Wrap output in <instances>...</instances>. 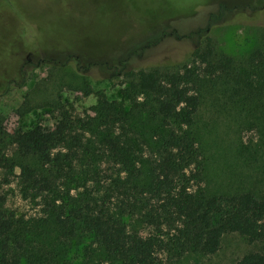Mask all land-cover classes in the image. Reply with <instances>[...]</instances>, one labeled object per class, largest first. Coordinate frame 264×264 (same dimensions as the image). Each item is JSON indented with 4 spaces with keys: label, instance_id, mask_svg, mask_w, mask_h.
<instances>
[{
    "label": "rangeland",
    "instance_id": "374dc122",
    "mask_svg": "<svg viewBox=\"0 0 264 264\" xmlns=\"http://www.w3.org/2000/svg\"><path fill=\"white\" fill-rule=\"evenodd\" d=\"M1 6L0 138L16 166L13 171L0 167V195L32 232L62 240V261L109 264L92 239L63 240L44 221L40 199L18 185L19 166L37 163L22 157L13 141L37 124L53 128L64 114L76 121L74 132L79 131L78 118L92 119L77 165L94 164L100 179L109 178L113 163L105 155L91 154L100 147L104 131V98L116 116L126 117V123H115V132L122 127L139 154L151 156L159 145L160 122L135 108L130 79L113 76L110 67L141 49L132 56L133 66L179 73L189 68L201 76L196 86L200 107L192 125L182 129L200 148L206 194L247 191L264 201V0H5ZM221 6L227 9L224 18L209 23ZM192 31L202 34L200 44L209 38L214 52L233 62L227 74L217 75L207 86H202L207 79L203 66L191 56L198 42L187 36ZM257 51L262 55L254 57ZM246 76L252 95L234 90L237 79ZM84 177L71 182L72 194L84 192ZM249 252L264 254V241L250 243L229 233L216 253H185L173 264H237Z\"/></svg>",
    "mask_w": 264,
    "mask_h": 264
},
{
    "label": "trees",
    "instance_id": "16d2710c",
    "mask_svg": "<svg viewBox=\"0 0 264 264\" xmlns=\"http://www.w3.org/2000/svg\"><path fill=\"white\" fill-rule=\"evenodd\" d=\"M4 2L0 0L1 7ZM226 10L221 6L218 13L211 14L209 23L223 19ZM187 36L198 40L191 56L200 68L203 66L207 79L202 86L231 70L232 60L218 56L209 38L200 44L201 33L192 31ZM141 52L129 54L110 67L113 76L130 79L128 91L135 108L160 122L162 132L156 139L159 145L155 153L140 155L122 127L115 132V123H126V117L116 116L113 105L102 98L104 131L98 140L100 147H94L91 154L107 156L114 174L100 179L96 165H77L85 147L84 132L93 120L78 118L79 131L74 132L76 121L64 114L53 128L37 124L19 132L13 141L22 157L37 163L19 166L22 192L40 199L44 221L63 240L92 239L109 264H173L189 252L214 254L229 233H237L250 243L264 241L263 200L247 191L208 195L201 187V151L195 138L182 129L192 125L201 104L196 89L200 74L189 68L179 73L133 66L132 56ZM260 55L257 51L254 57ZM251 86L246 76L237 79L234 90L244 89L252 95L255 91ZM139 95L142 101H138ZM3 144L0 138V167L13 171L16 165L4 153ZM83 176L84 192L72 194L71 182ZM5 204L6 198L0 195V264H68L60 259L62 240L32 232L31 225ZM237 264H264V254L249 252Z\"/></svg>",
    "mask_w": 264,
    "mask_h": 264
}]
</instances>
